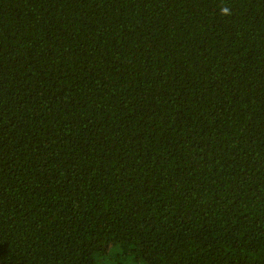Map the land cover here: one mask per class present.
<instances>
[{
    "label": "trees",
    "instance_id": "16d2710c",
    "mask_svg": "<svg viewBox=\"0 0 264 264\" xmlns=\"http://www.w3.org/2000/svg\"><path fill=\"white\" fill-rule=\"evenodd\" d=\"M0 264H264V0H0Z\"/></svg>",
    "mask_w": 264,
    "mask_h": 264
},
{
    "label": "clouds",
    "instance_id": "9594fccd",
    "mask_svg": "<svg viewBox=\"0 0 264 264\" xmlns=\"http://www.w3.org/2000/svg\"><path fill=\"white\" fill-rule=\"evenodd\" d=\"M224 11H227V9H224Z\"/></svg>",
    "mask_w": 264,
    "mask_h": 264
}]
</instances>
